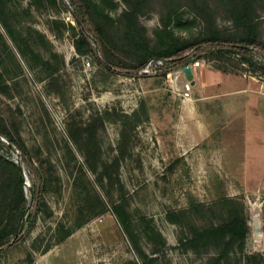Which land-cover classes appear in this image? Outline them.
<instances>
[{
    "label": "rangeland",
    "instance_id": "obj_1",
    "mask_svg": "<svg viewBox=\"0 0 264 264\" xmlns=\"http://www.w3.org/2000/svg\"><path fill=\"white\" fill-rule=\"evenodd\" d=\"M200 1L223 34L234 31L221 0ZM94 2L119 42L124 2ZM69 7V0H0V113L19 131L43 185L34 227L0 264H264V96L257 92L264 75L243 56L204 58L198 77L216 85L198 83L188 101L161 72L104 79L91 56L75 55ZM255 8L264 42V0ZM139 23L156 52L203 35L188 0H153ZM119 45L116 54L135 63L139 53ZM252 52L264 66V53ZM164 93L159 130L134 112L142 97ZM0 153L18 160L6 147ZM223 197L242 207L249 233L242 252L209 263L213 248L181 242L219 222Z\"/></svg>",
    "mask_w": 264,
    "mask_h": 264
},
{
    "label": "trees",
    "instance_id": "obj_2",
    "mask_svg": "<svg viewBox=\"0 0 264 264\" xmlns=\"http://www.w3.org/2000/svg\"><path fill=\"white\" fill-rule=\"evenodd\" d=\"M39 1L43 2V0ZM69 1L71 16L76 25L70 26V29H77L72 41L75 55L91 56L99 65L100 74L104 79L116 72H123L125 75L139 74L146 63L154 59L166 62L161 71L165 76L167 72L192 60L222 59L226 54L237 53H243V60L264 75V66L251 59L252 51L256 49L259 53H264V42L260 39L261 21L258 20L255 10L258 0H221L235 28L230 34H223L216 27L211 11L203 2L188 0L189 8L203 23V35L194 41L173 40L162 52H156L150 46L145 28L139 23V17L147 11L153 0H122L126 7L116 21L119 27L117 30L119 42L111 34L108 23L111 20L100 4L94 0ZM46 2L55 4L56 0H46ZM169 18L170 15L167 16V21ZM122 40L139 53L135 63L124 61L116 54L115 50ZM169 95L170 93H164L142 97L134 113L139 112L144 121L154 122L161 130L163 101L168 99ZM2 147L17 153L18 162L0 153V211H2L0 254L6 248L22 242L25 235L34 227L43 193L41 176L19 131L9 125L0 113V149ZM25 171L31 179V190L27 191L23 173ZM218 203L223 212L219 222L215 224L211 222L207 226L195 229L190 238L181 242L184 248L196 251L213 248L216 256L209 263L220 262L235 251L242 252L249 233L248 217L237 201L223 197ZM195 207L199 209L203 205L196 203ZM208 209L212 213L215 211L214 207ZM112 213L126 230L127 223L118 214V207H114ZM23 217L25 219L23 231L17 235ZM262 232L264 234V225Z\"/></svg>",
    "mask_w": 264,
    "mask_h": 264
},
{
    "label": "built area",
    "instance_id": "obj_3",
    "mask_svg": "<svg viewBox=\"0 0 264 264\" xmlns=\"http://www.w3.org/2000/svg\"><path fill=\"white\" fill-rule=\"evenodd\" d=\"M62 1V0H61ZM66 1V0H65ZM255 50V49H253ZM238 55V56H244L243 53H237L232 54ZM164 60H150L146 63L144 68L139 72V74L149 73V72H161L165 65ZM207 63L204 58L196 59L188 62L187 64H184L176 69H173L166 73V79L168 82V86L171 90L176 91V95L182 100V101H188L192 98V90L195 87V81L197 79V76L201 75V71L198 70L204 66V64ZM86 65L89 66V63L86 62ZM189 67L192 74V80H194V85L191 84L190 80L186 79V75L183 72V69ZM181 75L182 82L178 85V76ZM216 81L214 79H209L206 81L207 85H214ZM200 84V83H199ZM201 85V84H200ZM202 86V85H201ZM261 89L264 90V78L262 82L260 83ZM264 93V92H263Z\"/></svg>",
    "mask_w": 264,
    "mask_h": 264
},
{
    "label": "water",
    "instance_id": "obj_4",
    "mask_svg": "<svg viewBox=\"0 0 264 264\" xmlns=\"http://www.w3.org/2000/svg\"><path fill=\"white\" fill-rule=\"evenodd\" d=\"M183 72H184V74L186 75V79H187V80H190V81H191V84L194 85V80H192V74H191V70H190V68H189V67L184 68V69H183ZM16 162H18V160H17ZM23 173H24V175H25V172H23ZM30 190H31V188H30ZM24 223H25V219H24V217H23L22 220H21V222H20V225H19V229H18L17 235H19V234L22 233V231H23V227H24Z\"/></svg>",
    "mask_w": 264,
    "mask_h": 264
},
{
    "label": "crops",
    "instance_id": "obj_5",
    "mask_svg": "<svg viewBox=\"0 0 264 264\" xmlns=\"http://www.w3.org/2000/svg\"><path fill=\"white\" fill-rule=\"evenodd\" d=\"M209 79H214V78H209ZM209 79H207L206 81H208ZM215 80V79H214ZM216 81V80H215ZM198 83H200L202 86H214V85H216V83L214 84V85H207L206 84V82H202L201 80H200V78L197 76V79H196V81H195V84L197 85ZM196 85H195V87H196ZM194 87V88H195ZM258 93H261V95L262 96H264V90L263 89H261V87H260V85H259V91H257ZM244 102H246V98H244V101H243V103Z\"/></svg>",
    "mask_w": 264,
    "mask_h": 264
},
{
    "label": "bare ground",
    "instance_id": "obj_6",
    "mask_svg": "<svg viewBox=\"0 0 264 264\" xmlns=\"http://www.w3.org/2000/svg\"><path fill=\"white\" fill-rule=\"evenodd\" d=\"M260 227V226H259ZM259 227H258V225H257V227L255 228L256 230H255V233L257 234V235H259V232H260V230H259ZM255 235V234H254Z\"/></svg>",
    "mask_w": 264,
    "mask_h": 264
}]
</instances>
